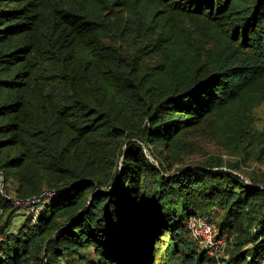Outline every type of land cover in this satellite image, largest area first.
I'll return each mask as SVG.
<instances>
[{"label": "trees", "instance_id": "obj_1", "mask_svg": "<svg viewBox=\"0 0 264 264\" xmlns=\"http://www.w3.org/2000/svg\"><path fill=\"white\" fill-rule=\"evenodd\" d=\"M184 18L214 28L205 54ZM259 97L264 0H0V264H264V185L239 171L264 131L173 167L188 131L226 140ZM48 191L16 226L14 201ZM192 215L227 237L221 263Z\"/></svg>", "mask_w": 264, "mask_h": 264}, {"label": "rangeland", "instance_id": "obj_2", "mask_svg": "<svg viewBox=\"0 0 264 264\" xmlns=\"http://www.w3.org/2000/svg\"><path fill=\"white\" fill-rule=\"evenodd\" d=\"M181 24L189 30V36L186 35L184 38L180 39L179 44H183L186 47L190 46L191 33L192 36L199 38L202 47L201 49H204L202 50V53L205 54L207 51L205 49H210L214 46V28L207 27L204 31H201L197 28L195 23L190 21L189 18L181 19ZM232 118L233 125L227 130L226 140H223V131L220 130L218 126L212 128L203 126L199 129L188 131L182 138L181 146L177 149L173 167L180 168L187 165L194 166L203 161H207L212 157H220L223 159V162L226 160H237V155L231 153L233 152V149L228 138L233 137L235 132H240L242 127L251 121V126L253 127L251 130L252 132L264 131V97L255 98L248 103H243L233 114ZM255 142L256 143L253 146L247 147L243 152L239 171L241 175L248 180L253 179L257 183L264 185V142ZM160 148L161 147L158 149ZM262 148L263 150H261ZM158 149L154 148V152L158 153ZM7 186L8 194L10 197L14 198L15 193L13 192V189L16 186V182L10 181ZM16 206L18 214L15 219V224L18 226L24 218L32 215L33 211H31V205L21 204ZM189 235L190 234H188V238L191 240ZM227 244L228 240L226 239V247ZM192 245L195 249L199 250V248L195 246L196 244L193 243ZM166 246L167 243L163 240L161 246L162 249H165ZM208 255L217 260V263H221V259L226 257V248H218L211 254L208 253Z\"/></svg>", "mask_w": 264, "mask_h": 264}, {"label": "built area", "instance_id": "obj_3", "mask_svg": "<svg viewBox=\"0 0 264 264\" xmlns=\"http://www.w3.org/2000/svg\"><path fill=\"white\" fill-rule=\"evenodd\" d=\"M5 188V180L2 171H0V191L3 192ZM52 195L51 192H46L42 196L32 197L26 200H15L16 205L27 204L31 205V211H33V217L35 218L40 209L42 208L40 201L43 197ZM9 197V196H8ZM187 226L190 232L191 238L200 250H206L208 253H212L218 248H226V237L220 236L218 229L215 225L209 223L205 218L199 215H192L187 221Z\"/></svg>", "mask_w": 264, "mask_h": 264}, {"label": "water", "instance_id": "obj_4", "mask_svg": "<svg viewBox=\"0 0 264 264\" xmlns=\"http://www.w3.org/2000/svg\"><path fill=\"white\" fill-rule=\"evenodd\" d=\"M145 150H146V149H145ZM146 152H147V151H146ZM147 153H148V152H147ZM149 157L153 159V157H152L151 155H149ZM156 163H157V162H156ZM246 180H247L248 183L250 182V180H248L247 178H246Z\"/></svg>", "mask_w": 264, "mask_h": 264}]
</instances>
